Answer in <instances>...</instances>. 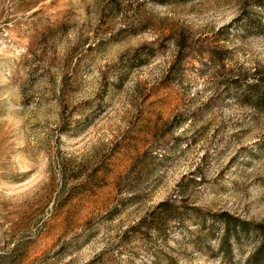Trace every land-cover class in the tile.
I'll list each match as a JSON object with an SVG mask.
<instances>
[{"label":"rangeland","instance_id":"374dc122","mask_svg":"<svg viewBox=\"0 0 264 264\" xmlns=\"http://www.w3.org/2000/svg\"><path fill=\"white\" fill-rule=\"evenodd\" d=\"M264 0H0V264H264Z\"/></svg>","mask_w":264,"mask_h":264},{"label":"trees","instance_id":"16d2710c","mask_svg":"<svg viewBox=\"0 0 264 264\" xmlns=\"http://www.w3.org/2000/svg\"><path fill=\"white\" fill-rule=\"evenodd\" d=\"M262 82H260V79L256 83L249 84V88L251 90V96H253L256 101H258L260 104H264V89L261 87Z\"/></svg>","mask_w":264,"mask_h":264}]
</instances>
